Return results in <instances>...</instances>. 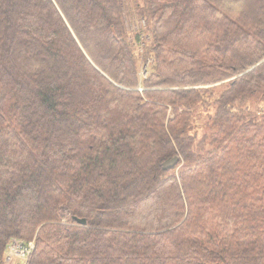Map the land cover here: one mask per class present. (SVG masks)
Segmentation results:
<instances>
[{
  "label": "trees",
  "instance_id": "trees-1",
  "mask_svg": "<svg viewBox=\"0 0 264 264\" xmlns=\"http://www.w3.org/2000/svg\"><path fill=\"white\" fill-rule=\"evenodd\" d=\"M125 2L0 0V264H264V0Z\"/></svg>",
  "mask_w": 264,
  "mask_h": 264
},
{
  "label": "rangeland",
  "instance_id": "rangeland-1",
  "mask_svg": "<svg viewBox=\"0 0 264 264\" xmlns=\"http://www.w3.org/2000/svg\"><path fill=\"white\" fill-rule=\"evenodd\" d=\"M125 18H126V24L127 28L130 34V37L134 40L135 42V49L137 53V57L139 59V64H140V74L142 77H146L147 75V68L150 67V59L148 58L147 54V61L143 60V54L148 52L149 47H150V29L148 28V22L140 15V5L138 3L142 2V0H125ZM136 35L140 36V40L136 41ZM149 53V52H148ZM149 60V61H148ZM227 81V80H226ZM222 82V83H226ZM222 83H216L215 85H209L206 86V88L210 86H218L222 88L221 84ZM258 110L264 111V101H260L258 105ZM64 215L68 217V214L66 211H63ZM27 260H22V259H14L11 264H15L18 262V264H25Z\"/></svg>",
  "mask_w": 264,
  "mask_h": 264
},
{
  "label": "built area",
  "instance_id": "built-area-1",
  "mask_svg": "<svg viewBox=\"0 0 264 264\" xmlns=\"http://www.w3.org/2000/svg\"><path fill=\"white\" fill-rule=\"evenodd\" d=\"M34 245V241L11 239L5 254L6 264H11L14 259L27 260L34 249Z\"/></svg>",
  "mask_w": 264,
  "mask_h": 264
},
{
  "label": "water",
  "instance_id": "water-1",
  "mask_svg": "<svg viewBox=\"0 0 264 264\" xmlns=\"http://www.w3.org/2000/svg\"><path fill=\"white\" fill-rule=\"evenodd\" d=\"M179 162V157L178 156H174L172 158L167 159L164 163H163V169L167 170L170 169L172 167H174L175 165H177ZM79 223L82 224H86V219L85 218H77L74 217Z\"/></svg>",
  "mask_w": 264,
  "mask_h": 264
},
{
  "label": "crops",
  "instance_id": "crops-1",
  "mask_svg": "<svg viewBox=\"0 0 264 264\" xmlns=\"http://www.w3.org/2000/svg\"><path fill=\"white\" fill-rule=\"evenodd\" d=\"M15 264H18V262H16Z\"/></svg>",
  "mask_w": 264,
  "mask_h": 264
}]
</instances>
